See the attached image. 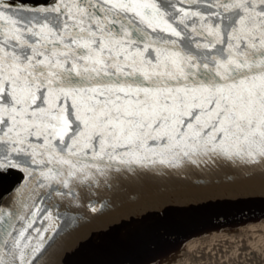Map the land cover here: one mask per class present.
<instances>
[{"label": "snow or ice", "instance_id": "obj_1", "mask_svg": "<svg viewBox=\"0 0 264 264\" xmlns=\"http://www.w3.org/2000/svg\"><path fill=\"white\" fill-rule=\"evenodd\" d=\"M225 167L264 174V0H0V264H41L47 202Z\"/></svg>", "mask_w": 264, "mask_h": 264}, {"label": "water", "instance_id": "obj_2", "mask_svg": "<svg viewBox=\"0 0 264 264\" xmlns=\"http://www.w3.org/2000/svg\"><path fill=\"white\" fill-rule=\"evenodd\" d=\"M0 180L6 182L0 204L8 205L24 173L6 170ZM102 202L107 206L99 214L47 202L59 219L41 264H114L124 248L139 244L145 234L204 217L264 209V174L225 167L179 176L139 175L126 179L118 195Z\"/></svg>", "mask_w": 264, "mask_h": 264}, {"label": "bare ground", "instance_id": "obj_3", "mask_svg": "<svg viewBox=\"0 0 264 264\" xmlns=\"http://www.w3.org/2000/svg\"><path fill=\"white\" fill-rule=\"evenodd\" d=\"M5 187L0 180V196ZM245 248L264 252V209L204 217L145 234L139 244L124 248L114 264H231Z\"/></svg>", "mask_w": 264, "mask_h": 264}, {"label": "rangeland", "instance_id": "obj_4", "mask_svg": "<svg viewBox=\"0 0 264 264\" xmlns=\"http://www.w3.org/2000/svg\"><path fill=\"white\" fill-rule=\"evenodd\" d=\"M231 264H264V252L258 253L254 249L245 248Z\"/></svg>", "mask_w": 264, "mask_h": 264}]
</instances>
